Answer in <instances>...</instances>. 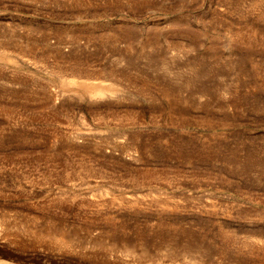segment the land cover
Instances as JSON below:
<instances>
[{"label": "rangeland", "instance_id": "rangeland-1", "mask_svg": "<svg viewBox=\"0 0 264 264\" xmlns=\"http://www.w3.org/2000/svg\"><path fill=\"white\" fill-rule=\"evenodd\" d=\"M0 264H264V0H0Z\"/></svg>", "mask_w": 264, "mask_h": 264}]
</instances>
